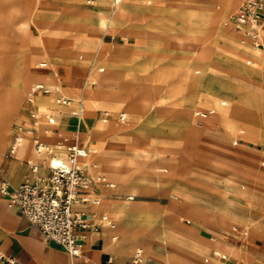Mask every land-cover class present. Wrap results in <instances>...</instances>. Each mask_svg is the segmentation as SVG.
<instances>
[{
    "label": "rangeland",
    "instance_id": "374dc122",
    "mask_svg": "<svg viewBox=\"0 0 264 264\" xmlns=\"http://www.w3.org/2000/svg\"><path fill=\"white\" fill-rule=\"evenodd\" d=\"M243 2L223 14L224 6L218 0L211 4L205 0H123L118 6L114 0H0V110L10 103L19 78L30 69L34 72L21 95L25 108L10 122L12 132L6 153L16 125H30L27 93L31 85L42 82L40 74L55 75L42 73L36 64L47 60L55 70L60 63L69 67L82 64L85 72L79 79L81 86L93 96L79 92L69 98L79 100L84 96V115L87 110L107 109L113 117L122 111L129 117L127 127L117 128L113 123L115 130L109 139L117 141L122 152L116 156H121L124 165L134 167L137 175L127 183L128 189L115 190L110 197L152 215L154 228H161L146 240L155 243L161 236L169 242L173 233L180 246L190 240L182 231L206 239L219 236L225 242L250 249L254 258L239 255L244 264H264V68L254 65L248 56H238L228 39L217 48L219 17L192 12L210 5L229 22ZM122 5L125 15L119 24L108 23V17L103 22L95 16L87 21L92 28L100 23L106 25L99 39L79 37L68 41L52 35L66 21L83 19L86 12L107 9L109 14L118 13ZM38 20L48 28H41ZM229 23L222 27L226 37L229 26L234 27ZM71 32L78 35L79 29L73 27ZM175 37H197L199 59L187 47L179 46ZM53 53L73 55L57 58ZM98 64L107 81L102 74L90 75L91 67ZM92 82L96 84L91 86ZM52 90L65 93L61 84ZM107 91L110 95L106 103ZM138 93L146 99L137 98ZM56 96L54 93V101ZM36 99L37 96L35 104ZM52 106L46 109L48 114L60 110L56 102ZM206 110H215V114L207 119L197 115ZM37 117L47 124L45 114ZM80 119L71 115L68 121L82 133L86 125ZM71 139L90 144L83 137ZM101 142L106 146V140ZM160 175H169V182L160 184L156 177ZM241 191L242 203L233 202L232 197ZM99 199L102 204L104 200ZM110 209L114 210V206ZM133 229L142 237L146 235L143 218L133 223ZM132 233L124 227L119 242L129 244L140 237ZM135 250L128 251L131 253L124 261ZM211 250L227 253L234 263H240L232 250L221 249L215 243L205 249L201 259L204 264L212 263ZM145 254L143 251L144 257ZM217 259L221 260V256Z\"/></svg>",
    "mask_w": 264,
    "mask_h": 264
},
{
    "label": "crops",
    "instance_id": "0c3cea01",
    "mask_svg": "<svg viewBox=\"0 0 264 264\" xmlns=\"http://www.w3.org/2000/svg\"><path fill=\"white\" fill-rule=\"evenodd\" d=\"M17 1L19 0H16V2ZM122 2L123 0H120L119 3H116L114 0V5L118 6ZM21 5L22 4L19 3V8H21ZM110 14L107 9L94 13L86 12L83 19L69 23L66 21L64 24L60 25L57 30L52 31V35H56L64 40L68 39V41L73 39L76 40L79 37L99 39V36L102 33L101 23L96 28H92L89 26L87 21L91 17L95 16L101 22H103ZM38 24L43 29L48 28L40 20H38ZM73 27L79 29L78 35H75L71 32ZM241 30L245 32L244 29ZM95 50L96 49L93 48L92 52L94 53ZM53 55L57 58H64L73 54L53 53L52 56ZM43 61L48 62L47 60H41L40 62ZM247 62L248 64H251L252 60L249 59ZM53 72L57 74L59 83L65 88V93L63 92V94L67 97H76L79 92L84 96H93L91 92L85 90L87 87L83 88L81 86V81L79 80L82 76H84V74H82L85 72L84 65L73 64L69 67L67 63H60L57 65L56 70L50 66H48L46 69H42V73L52 74ZM36 83L44 82H35L34 84ZM34 84H32L31 87ZM95 84L96 82H92L91 86ZM77 89L82 90L78 91ZM54 93L62 94L60 90H57ZM53 94L46 95L40 93L38 95L53 96ZM136 97L141 100L146 99L142 93H138ZM27 103L29 104L28 106L30 108L28 110V114L34 110H37L35 113L38 112L37 104L29 103L28 101ZM139 103L143 104L141 101ZM78 105L79 104L65 106L69 107V109L54 113L57 116V123L53 126V131L50 133L45 131L47 124H42L40 121H38V124H35L32 117H28L30 122L29 126L17 124L14 139L9 147L8 154L6 153V146L9 136L12 132V123L6 125L2 129L1 133L5 142V149L0 153V186L3 181H8L11 188L15 189L21 183L27 180L37 181L40 177H45L50 174V170L48 168L50 154L48 152H38L35 149L32 140L33 136L39 137L41 140L51 144L53 147H55L59 141H62L64 143V149L59 152L61 156H65L69 145L76 141L87 147L90 154V148L87 146L86 142L80 141V139L71 138H84L86 132L88 130H92L98 138L101 140H106L107 144L104 148L106 156L120 155L122 152L121 147L117 144V141L109 139V136L115 130L112 127L113 123L117 128H124L130 125L127 113L122 111L119 116L113 117V115L107 109H97L96 111L87 110V113L84 115V117L79 120L80 123L83 120L84 124L86 125V128H83L81 133L80 129L75 128L71 120L68 121L67 117L69 114L74 117H79L82 115L84 108H82L80 114H77ZM16 106V110H24V101L21 97L20 102ZM52 107V105H48L49 109H52ZM106 112L108 113L107 117L105 116ZM205 112H210L208 117L215 114V110H206ZM122 113L126 114V119L121 118ZM108 121L112 122L110 123ZM20 126L32 129L33 133L28 134L24 131L22 132L19 129ZM80 126L81 124L78 125L79 128ZM41 133H44V136ZM75 133L78 135L76 136ZM14 142H18V145L16 152L11 155L10 149ZM85 159L86 158L79 160V164L86 165V170L91 177L95 178L96 176H103L106 174L104 170H98L97 172L90 170L87 164L83 162ZM34 165L38 166V169L35 171L32 169ZM139 174H141V172ZM136 175L137 174L133 175L132 179ZM156 177L160 178V184H167L169 182L170 176L160 175ZM113 187L107 188L101 182H96L92 190L82 191L79 194L80 199L75 203L74 210L86 213L87 216L94 221V223L100 224L101 228L98 231L89 230L86 232L85 237H82L81 235L83 232L79 231L82 252L78 256L69 254L58 242L47 239L24 214H22L17 208L10 207L7 203L8 198L0 192V250L8 255L15 256L23 264H126L138 249L135 250L133 255L128 260L124 261L131 252H123L121 250V246L116 244L120 240L121 235L114 232V228L108 221L102 220L103 215H108L109 219L114 224H116L118 220L119 214L116 211L110 209L111 206L113 207L115 201L110 197V195L113 194ZM86 198H88V200H86ZM99 198L104 199L103 204H98V202L95 204L91 201V199ZM105 212L112 213L113 215L105 214ZM162 225L170 227V225L167 223H163ZM182 232L190 237V240H188L184 245L180 246H171L170 243L163 237H156L155 243H149V246L151 249L153 246H155L159 254L154 252V250L146 252L147 254H145V257L143 255V261L141 264H143V262H147L148 264H204L201 259L204 255H206L205 249L213 247L215 243H217L221 249L226 251L232 250L238 259H240L239 255H246L249 258L255 257L250 249L244 245H235L225 242L219 236L206 239L196 235H191L185 231ZM114 237H116V239ZM257 237H254V239ZM248 239L249 237L247 240ZM228 245H230L232 249ZM244 249L247 252H245Z\"/></svg>",
    "mask_w": 264,
    "mask_h": 264
},
{
    "label": "built area",
    "instance_id": "2783aa9c",
    "mask_svg": "<svg viewBox=\"0 0 264 264\" xmlns=\"http://www.w3.org/2000/svg\"><path fill=\"white\" fill-rule=\"evenodd\" d=\"M120 0H115L119 3ZM235 29H244L246 36L255 47H264V0H245L230 19ZM38 69L48 68V62L43 61L36 64ZM53 94L54 91L44 83L34 84L28 92L27 101L34 103V97L38 94ZM56 102L64 106H70L72 101L64 94L58 93ZM82 103L78 105L77 114L81 113ZM210 112L198 111L197 115L206 118ZM32 119L38 124L36 113L31 112ZM108 116V113H105ZM122 119H126V114H121ZM47 127L45 131L50 133L53 126L57 123V116L54 113L46 115ZM22 132L32 134L33 130L20 126ZM35 149L38 152H48L50 159L48 168L50 174L40 177L37 181H25L17 188L12 189L8 181H3L0 186L1 194L7 196L9 206L17 208L24 214L29 221L36 226L43 235L49 239L61 244L65 250L74 256L81 254V239L79 231H82V237L86 236L89 230L98 231L100 224L94 223L86 213L76 211L73 204L80 199L79 194L82 191L92 190L96 182L106 183L113 187V183L107 181L104 177H91L86 165H80L81 159L87 158L89 151L87 147L79 142L69 145L65 156L59 152L64 149V143L59 141L55 147L41 140L37 136L32 137ZM18 142H14L10 149V154L16 152ZM38 169L37 165L32 168ZM88 200V198H86ZM98 199H91L97 203ZM103 221H108L112 227L114 223L108 215L102 216ZM143 261V250L138 249L133 257L126 264H141ZM0 264H23L18 258L8 255L0 250Z\"/></svg>",
    "mask_w": 264,
    "mask_h": 264
},
{
    "label": "bare ground",
    "instance_id": "6f19581e",
    "mask_svg": "<svg viewBox=\"0 0 264 264\" xmlns=\"http://www.w3.org/2000/svg\"><path fill=\"white\" fill-rule=\"evenodd\" d=\"M100 1L103 3H106V0H100ZM212 1L213 0H205V2L209 3V4H211ZM218 1L224 6L223 14H227L232 9L236 8L238 3L241 0H218ZM192 2H197V0H192ZM209 7H210V5H205L204 7L202 6L203 9H200V7H197L196 9H193L192 12L194 13V15L199 14V16L203 15L206 17H211L213 15H216L217 18L219 17L220 25H219L218 35H219L220 39L216 43L217 44L216 47L218 48L221 44H223L228 39L230 41V43L233 45L234 50L238 56H240L241 58L244 56H248V57L252 58L254 65H258V66H261L264 68V50L261 48L256 49L257 47L252 46L250 44V42L248 41L246 33L243 30L236 31L237 29L235 30L233 26L231 27V25L229 26L230 27V33L226 37L222 27H223V23L228 25V24H230L229 23L230 21L228 22L227 20H224L225 15L222 16L217 11H215L213 8L210 9ZM197 9L201 10V12H198ZM124 13H125V5H122L120 7V10L118 13L111 12V14L108 16V23H112L115 21L116 23L119 24L122 21V19L124 18V15H125ZM105 26L106 25L103 24L102 28H104ZM26 29H28V26H26ZM174 39L177 41L179 46L187 47L192 52V55L196 59H199V57L196 54V49H197L196 39H197V37L194 39H190V40H187L185 38H176V37ZM99 67H100L99 64H98V66L97 65L92 66L90 69V75L98 76V75L102 74L99 71ZM53 74H55V75L48 76V75H41L40 74L38 78H42V82H44L46 85H48V87H50L51 89L56 90L57 87L60 86V83H59L58 79L56 78L57 74L56 73H53ZM33 75H34V72H32L30 69L27 73H25L23 76H21L19 78V80L17 81V83L14 87V90H13V93H12V96L10 99V103L4 109L1 108V110H0V153L3 152L5 149V142L3 140V136L1 133L2 129L6 125L10 124V122L12 121L14 116L16 115V112L18 111V110H16L17 109L16 105H18V103L20 102V97L25 91L26 83L28 81L32 80ZM102 75H103L102 78H104V74H102ZM52 78H55V80L53 81ZM99 82L101 83L102 88H104L105 85H103L102 79L99 80ZM109 95H110V93L108 91H107V93L104 94V99L106 100V103L109 101ZM36 96H37L36 104L39 107L38 109H40L36 113V116H39L41 114L47 115L48 111L46 109L48 108V105L49 104L54 105L56 101H54L53 96H42V95H36ZM70 99L72 101L71 105L82 103V106L85 109L86 101H85L84 96H82L79 100H76V99L73 100L72 98H70ZM57 105L60 107L59 108L60 112H62L65 109L66 110L69 109V107H65L63 105L60 106L58 103H57ZM213 109H214V107H213ZM56 112L57 111H54V110L52 111V113H56ZM188 113L191 114V111H189ZM70 116H71V114H69L67 116L68 119ZM63 117H65V116H63ZM80 117L82 119L84 117V113H82V115ZM84 138L86 139V141L88 143H90L88 146L90 148V154H89L88 158H86L83 161L85 164H87L88 168L92 171H95V172H97L98 170H104L106 172V174H105L106 176H101V177H104L107 181L113 183L114 187L112 188V192H115V190H126V189H128L129 185H127V183H129V181L132 180V176L134 175V172L136 171L135 168L132 167L131 165H124L120 160L121 158L118 156H112V155L106 156L105 152H104V148H105L104 145L105 144H103L101 142L100 138H98L93 131L86 132ZM108 177H111L112 181L109 180ZM102 184L107 188L110 187L106 183H102ZM241 192L237 196L232 197L233 202L235 201L236 203H242V201L244 200L243 199L244 194H243V191H241ZM97 202H98V204H101V199H98ZM7 203H8V201H7ZM103 203L104 202H102V204ZM8 205H9V203H8ZM113 206H114V211H116L119 214L118 220H117L118 226L116 223L113 227V228H116L114 232H116L117 234H120L124 231V227H125V228L132 230V232H133L132 235H136L139 237L140 236L139 233L133 229V223L139 218H143V228H144V230L147 231L146 235H144V237L140 236L137 240H135L134 242H131L129 244L121 243L118 241L116 244H119L121 246V250L123 252H128L130 250H135V249L136 250L142 249L144 252H150L151 250H154V252L159 254V252H157L155 246H153L152 249L150 248L149 243H153V242H149L148 240H146V237L149 238V237L155 236L156 231L160 230V228H161L160 225L158 226V228H154L156 222L153 219L152 215L149 213H144L143 210H141L139 207H137L134 204H130V203H123V202L115 201ZM74 207H75V203L73 204V208ZM114 238L116 239V237H114ZM177 238L178 237L176 235H174L173 233H170L168 240H169V243L171 246H178V244H176ZM210 255L213 259L211 264H213V263L214 264H236L230 260L231 255H229L227 253L220 252L219 250H211ZM218 255L221 256V260L217 259ZM208 260L209 259H206V261H208ZM239 260H240L239 264H244L243 259L240 258ZM145 264H148V263L145 262Z\"/></svg>",
    "mask_w": 264,
    "mask_h": 264
}]
</instances>
